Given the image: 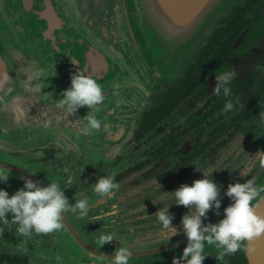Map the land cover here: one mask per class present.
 <instances>
[{
	"label": "flooded vegetation",
	"instance_id": "obj_1",
	"mask_svg": "<svg viewBox=\"0 0 264 264\" xmlns=\"http://www.w3.org/2000/svg\"><path fill=\"white\" fill-rule=\"evenodd\" d=\"M139 15L152 20L140 22L137 35L147 45V77L153 80L140 111L135 104L144 90L136 71L119 70L105 52L76 56L78 64L73 63V73L80 67L106 93L95 110L68 114L57 107L60 92L25 93L18 103L9 98L0 103V166L12 173L0 188L11 195L27 175L41 186L59 183L70 205L81 192L89 200L87 216L69 208L61 228L46 235H22L17 225L0 221V264H111L119 247L133 253L129 264H171L186 246L179 225L188 211L173 204L172 192L202 179V172L212 177L223 186L221 215L209 213L215 223L231 203L223 195L230 183L251 179L264 187V0L234 2L191 53L178 59L177 71L164 65L160 83L154 81L160 70L151 44L162 41L165 23L158 14ZM125 33L131 38L128 28ZM225 73L232 77V95H214L215 81ZM229 100L234 108L224 112ZM88 111L102 127L85 136ZM106 175L115 177L118 188L111 197L94 195V183ZM259 202L260 197L253 201L255 209ZM168 206L173 225L163 229L157 212ZM101 234H111L113 241L101 245ZM220 252L206 245L204 264H251V241L223 258Z\"/></svg>",
	"mask_w": 264,
	"mask_h": 264
},
{
	"label": "water",
	"instance_id": "obj_2",
	"mask_svg": "<svg viewBox=\"0 0 264 264\" xmlns=\"http://www.w3.org/2000/svg\"><path fill=\"white\" fill-rule=\"evenodd\" d=\"M236 1L0 0V103L8 98L18 103L19 96L25 93L52 92L49 86L55 87V81L57 93H61L71 84L75 68L72 60L76 61L73 54L105 52L119 70L130 67L136 71L138 86L142 85L144 90L143 98H138L135 104L140 111L149 100L148 90L153 80L147 77L150 66L147 45L137 35L140 22L152 20H142L139 14L145 17L158 14L159 22L165 23L166 32L160 35L162 41L152 43L151 47L160 63L171 66L168 55L178 48L186 49L191 41L190 52L208 29L206 22L212 23ZM127 28L131 38L126 36ZM89 38L98 42L90 43ZM114 61L119 64L115 65ZM37 70H43L44 76L39 81H29ZM157 80L155 76L154 81ZM258 205L256 212L264 216L261 198ZM250 258L251 264H264V236L251 241Z\"/></svg>",
	"mask_w": 264,
	"mask_h": 264
},
{
	"label": "clouds",
	"instance_id": "obj_3",
	"mask_svg": "<svg viewBox=\"0 0 264 264\" xmlns=\"http://www.w3.org/2000/svg\"><path fill=\"white\" fill-rule=\"evenodd\" d=\"M72 62L78 64L73 60ZM43 76V70H37L29 77V81H39ZM231 78V74L228 73L218 77L212 91L213 94L223 93L225 97H230L232 95L229 87ZM25 87L29 89L28 84ZM105 95L97 79L86 75L85 71L79 67L71 76L70 87L61 92L57 107L68 114L75 115L80 108L97 109L103 104ZM233 108L234 103L229 100L224 106V112ZM84 117L87 121L83 129L85 136L90 135L94 130L101 129L102 121L92 111H88ZM103 127L107 131L108 126L105 124ZM260 163L264 167V158ZM194 168L202 172L199 167ZM5 169L6 167L0 166V184H7L12 175L11 170ZM202 173V179L194 180L191 185L182 184L172 192L175 201L173 204L184 206L188 211L182 216L179 225L183 231L186 246L179 256H173L171 264H204L207 258L206 245L218 247L221 250L220 257L223 258L224 255L239 251L241 242L252 241L264 236V216L259 215L253 206V201L264 192V187H255L251 179L230 183L223 191V195L231 203L223 209L222 218L212 223L210 212L216 216L221 215L223 186L216 183L212 177L208 178L204 172ZM20 179L23 181V186L11 195L5 188H0V221L17 225L20 234L29 235L35 232L37 235H46L59 230L63 214L69 208L73 213L78 211L81 217L87 216L89 200L86 193L81 192L79 199L75 196L76 202L70 205L69 198L59 183L50 182L46 186H41L30 176L22 175ZM114 180V176L98 177L91 189L92 193L100 197H111L114 190L118 188ZM260 198L264 201V197ZM170 206L166 210L160 209L157 212L163 229H168L173 225L174 216L169 212ZM9 215H11V220H9ZM99 239L101 245H105L113 241V236L101 234ZM132 256L133 253L128 248H116L111 257V264H129Z\"/></svg>",
	"mask_w": 264,
	"mask_h": 264
},
{
	"label": "rangeland",
	"instance_id": "obj_4",
	"mask_svg": "<svg viewBox=\"0 0 264 264\" xmlns=\"http://www.w3.org/2000/svg\"><path fill=\"white\" fill-rule=\"evenodd\" d=\"M123 15H125V14H123ZM211 23H209V22H206V25H205V27H207V26H209ZM209 28V27H208ZM207 29H205L204 31H206ZM203 32V31H202ZM92 33H94V30L93 31H90V34H92ZM82 34L83 35H86L84 32H82ZM87 36V35H86ZM89 41L88 42H90V43H95L97 40H96V38H89L88 39ZM98 42V41H97ZM192 42L190 41V44H189V46L187 45L186 46V49H184L183 50V47L182 48H178V49H176L175 51H174V54H170V55H168L169 56V59H170V63L175 67V70L177 71V68H176V65H177V62L179 61L178 59L180 58V57H183V56H186V55H188L189 53H191V51L189 52L188 51V48L189 49H191V44ZM196 43L197 42H195L194 44L196 45ZM145 44V43H144ZM185 48V47H184ZM152 49V48H151ZM183 50V51H182ZM156 53V52H155ZM169 54V53H168ZM165 56H167V54L165 55ZM165 56H164V58H165ZM73 57L74 58H77V57H79L80 59H81V54L80 53H77V57H76V54H73ZM159 58V56L157 55V53H156V60ZM150 63V62H149ZM164 62L163 63H160L158 60H157V65H158V67H159V78H158V80H157V82L158 83H160V81H161V77H166L164 74H163V70L164 69H167V67H165L164 65ZM151 66V65H150ZM163 74V75H162ZM47 76H45V78H46ZM155 83H156V81H155ZM48 84V86H49V83H47ZM154 86V85H153ZM50 87V89H49V91H52V92H55V93H57V91H58V87H57V81H55V87H52V86H49Z\"/></svg>",
	"mask_w": 264,
	"mask_h": 264
}]
</instances>
